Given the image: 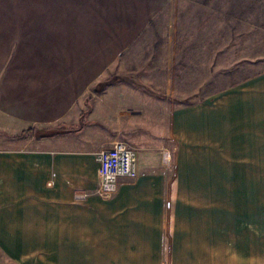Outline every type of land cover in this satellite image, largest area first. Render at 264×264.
Wrapping results in <instances>:
<instances>
[{
	"label": "crops",
	"instance_id": "obj_1",
	"mask_svg": "<svg viewBox=\"0 0 264 264\" xmlns=\"http://www.w3.org/2000/svg\"><path fill=\"white\" fill-rule=\"evenodd\" d=\"M8 1L14 21L40 24V34H59L43 24L64 25L66 8L72 23L76 7L106 8L101 20L120 19L129 25L118 31L140 34L139 56L121 66L140 71V80L79 95L87 118L70 114L63 89L60 99H34L28 81L0 80V130L12 136L0 146L7 264H264V71L171 106L177 96L161 98L148 86L175 63L177 52L160 41L176 34L178 0ZM54 127L73 128L72 138L62 137L71 145L54 144ZM118 141L138 152V176L121 179L106 199L96 194L97 154Z\"/></svg>",
	"mask_w": 264,
	"mask_h": 264
},
{
	"label": "rangeland",
	"instance_id": "obj_2",
	"mask_svg": "<svg viewBox=\"0 0 264 264\" xmlns=\"http://www.w3.org/2000/svg\"><path fill=\"white\" fill-rule=\"evenodd\" d=\"M8 3L0 0V63L9 61L0 70L1 82L28 81L34 99L51 95L60 99L59 90L63 89L66 102L73 107L70 114L76 111L78 116L82 111L87 118L89 103H77L79 95L88 100L121 79L140 80V71L121 68L124 61L128 63L126 58L139 56L140 34L118 31L122 25H129L119 18L120 21L101 20L106 8L76 7L79 16L73 23L67 21L70 12L66 8L64 25L43 24V30L59 29V34H40V24H27L24 17L14 21ZM176 9V34H161L160 41L161 47L168 45L172 53L177 52L175 63L169 70L158 72L157 86H148L161 98L166 94L177 96L171 106L200 102L264 71V0H178ZM108 10L111 13L112 7ZM31 25L36 30L33 34ZM61 128L54 127L48 136L53 140L61 137L54 144L67 147L71 144L63 142L62 137L70 139L74 135L67 131L70 128ZM6 138L11 140L12 136L0 130V146ZM0 264H7L1 255Z\"/></svg>",
	"mask_w": 264,
	"mask_h": 264
},
{
	"label": "built area",
	"instance_id": "obj_3",
	"mask_svg": "<svg viewBox=\"0 0 264 264\" xmlns=\"http://www.w3.org/2000/svg\"><path fill=\"white\" fill-rule=\"evenodd\" d=\"M163 165H171V153H161ZM99 164V187L96 194L102 198H112L118 191L121 179L135 180L138 176V152L125 142L118 141L103 148L97 154Z\"/></svg>",
	"mask_w": 264,
	"mask_h": 264
}]
</instances>
